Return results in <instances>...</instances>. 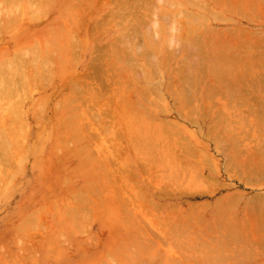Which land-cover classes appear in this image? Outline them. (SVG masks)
I'll list each match as a JSON object with an SVG mask.
<instances>
[{
	"label": "bare ground",
	"instance_id": "obj_1",
	"mask_svg": "<svg viewBox=\"0 0 264 264\" xmlns=\"http://www.w3.org/2000/svg\"><path fill=\"white\" fill-rule=\"evenodd\" d=\"M221 22L224 23L222 27L219 26ZM2 34H10L11 37V41L7 43L0 40V141L3 142V147L6 146L5 143L8 146L11 144L14 146L17 143L20 144L26 136L30 137L34 127L42 131L37 140V152L38 150H43L45 145H48L50 141L54 144L64 143L59 148L60 152H57L51 158L52 160L46 163L48 164L47 168L42 162L35 169L34 179L36 178V181L41 186H38L35 182L30 183L32 186L35 185L34 189L38 188V191L40 190L39 192L37 191V200L39 202H36L35 199L34 203H44L50 200L59 201L58 218L63 221L66 220L69 228H65L73 232L72 234L68 232L65 236L63 234L65 230L61 229L62 223L59 221V224L53 227V233L49 234V242L62 243L65 239H67L65 241L70 240L72 237V239H75L74 233L84 231L86 228V218L94 210L92 208L93 206H89L95 204V202L97 203V201L100 203L101 198L98 196V193L99 195L103 193L104 197L109 199L111 195L114 196L113 204L115 206L111 207L108 205L111 210H109L106 219L110 223V226L116 229V225L123 220L125 224L132 225L131 228L134 231L133 238H137L143 243L151 244L137 245L135 249L127 246V244H121L122 246L118 244L119 248H117V245H103L101 251H97L92 255H84V261L87 260L90 264H102L103 259H106V262H110L111 264H143L144 253L149 252V249L157 250L160 248L161 239L171 241L173 236L170 233L173 230L174 232H181L180 234L177 233V235L173 234L176 235V238H174L176 239V243L179 241L177 238L182 240L183 238L181 237L183 236L184 238L186 237V240L184 239L186 243L188 240L192 243L191 246L190 243L186 244L182 240L184 246L189 244L188 246L192 247L187 248L188 246H185V248L179 242L181 244L179 248H181L182 253H185L187 249H191L188 251L192 252L193 246L196 245L193 242H196L195 240L197 239L200 241L196 242L198 243L196 245L198 247L195 246L194 249H197H193V252L208 248L210 251H217L216 249L218 248H216V245L217 247H221L222 245H231L232 243L230 242L235 243L237 241V244L231 245V248L233 246V250L231 248L228 249L230 245L224 248L225 252L228 251L226 252L227 254L230 251L228 255L232 256L234 261L235 255L239 252L241 253V250H237V247L242 248V253L247 247L252 248V251L254 248L255 254H259V252H256V248L259 249L262 247L264 249V195H254L255 197L251 200H255L257 203L252 201L254 202L253 205L251 204L253 209L248 203L243 205V210L241 211L243 217H241L240 223L242 222L244 226L242 229H245V232H241L242 229L239 230V227L236 230L237 224L235 223V225L232 222L233 224H229H232L231 226L234 225L235 228H227L228 230L226 229L224 231H227V233L222 236L224 233H219V230H216L217 228H215L216 226L214 224L222 222L220 221L222 219L225 223L230 222V220L225 218L231 211L232 202L235 204L241 203V195L235 196L229 194V196L226 195L227 197H222L226 206L230 207V211L227 209L228 207H225L226 211L228 210L229 212H221L217 218H221V214H225L226 216H223L222 219L216 218V220L213 217V221H217H214L215 223L211 217H209L211 219L209 224L207 223L209 218H206L207 220L205 219V222L203 221L204 219L202 220L203 216L206 217V214L203 212L207 213L208 210L204 209L206 208L205 204H202L204 206V211L202 212V208L199 210L200 207H203L202 205L200 206L198 204V207V205L191 204V202H188V205L183 208L184 211L177 214L179 217L181 216L179 219L178 216L173 215L172 211H169L171 202L168 197L173 198L175 196V200L180 199V195L182 194L181 189L185 190L184 187L180 188L178 184L176 186V182L174 181V184L168 187L172 180L168 181L170 182L168 184H166L167 182L164 185L163 183H161L162 185L158 184L157 182L164 181V179L158 177V179H161L160 181L156 179L155 184L137 189L139 191L138 193L132 189L133 193L128 194V191L123 190L121 187L123 183L128 185L129 178L123 172L120 176L116 174L112 162L113 158L110 157L108 151H105L108 148L107 139L103 137V142L100 145H96V147H99L94 151L95 145L93 140L94 138L98 139L99 134L95 131L96 129H93L94 132H92L93 130L91 131L93 135L88 132V130L90 131L94 128L91 117L99 118L109 109L108 112L112 116L114 115L116 127L119 125L121 127L127 126L129 124L130 131H123L125 139L128 141H136L138 143L137 145H141V148L145 152L149 148L148 152L150 151V154H153L151 151L155 152L157 149L159 152L164 147V151L160 150L161 152L163 151L162 154L166 155L167 158L169 156V161L173 159L176 163H180L176 164L172 161V165L175 164V166L184 167L183 164L188 161V164L186 163L185 165L189 166L191 165L189 163L190 160H185L187 157H192L190 154L194 156L193 152L197 149L195 147V150H192L194 149L193 144L192 148L190 143H179L171 128L173 122L170 121V118L176 116V107H179V105L186 107L190 105L197 106L201 102H198L199 100L204 102L210 100L211 102L212 99L210 97H215L216 95L215 99L212 97L213 100L210 103L212 104L211 106H214L213 101H216V98L218 99L224 93L223 95L228 98V104L231 105L239 102L241 104L240 106L243 107L244 100V105L246 106L251 101L250 104L252 103L251 107H253V110H251L252 108H250L249 104L247 107L250 108V110H247L248 113L246 110L242 111L244 113L246 112L247 115L254 111L258 112L257 117L254 116L256 113H252L253 115L250 116L251 118L254 116L258 122V126L255 123L253 125L257 126L256 128L259 131L263 130L261 132L264 133V125H260V122L264 123V111L261 112V109L264 108V102L261 100L263 97L254 96L253 92L247 91L251 89L260 91L261 89L264 92V0H0V39ZM79 54H84L85 61L82 64V72L77 73L76 63ZM70 69H73V72H67ZM58 77L61 80L55 82V79ZM36 88L45 89V91L51 93L49 97L42 99L43 101L40 104L32 107V110L30 109V115L35 118H33V123L30 124L25 120L28 114L25 104L32 98ZM262 91L261 93H263ZM241 92H243L242 95ZM226 93L227 95L232 94V97L235 95L233 100L236 101H231L230 99L232 97L227 96ZM239 94L241 97H239ZM244 94L248 95L247 98ZM223 95L222 99L225 98ZM57 96H60V99L53 104L54 107H49L51 108L52 114L48 117L49 119L44 121V115L49 109L45 105L47 103L50 105ZM236 97H239L238 100ZM249 97H252L251 100ZM240 98L244 99L242 100ZM168 99L171 103L167 101ZM253 99L256 100L252 101ZM224 100L226 101V99ZM248 100L250 101L248 102ZM255 101L257 102L255 105L259 106V109L255 106L258 111L253 106ZM162 102H165V104H162ZM204 102L203 104H205ZM218 103L220 104V102ZM224 105L223 103L222 106ZM262 105L263 108L261 107ZM104 107L108 109L106 110ZM92 108H97L95 115L91 114ZM177 111L183 112L182 109ZM243 112H241V115L244 114ZM186 113L187 115L189 114L185 111ZM241 115L239 113V117H242ZM247 115L245 114L243 116V120L246 117V120L248 119L249 121L250 116L247 118ZM205 117L207 116L205 115ZM38 118L41 119L39 120ZM202 120L204 121L205 118L203 119L198 116L193 119V123L200 126V124H203ZM42 121L44 122L41 124ZM216 121L221 122L222 120L218 118ZM248 121L247 123L249 124L252 119ZM243 122L241 123L242 127L244 126L246 128L248 124ZM251 123L249 128L256 129L254 126H251ZM210 127L208 128V133ZM213 127H211V130L215 131L213 129L216 126L213 125ZM223 127L225 130L228 128L227 131L230 130L228 126ZM223 127L221 128L222 130ZM129 128L125 127V129ZM219 129L220 127L216 130ZM257 129L254 133L258 132ZM241 130L242 128L238 131H236V128H233V133L231 132V128L227 137L232 133V136L230 135L229 137L233 139L232 141L234 143L236 139L235 134L238 137L237 133ZM243 130L244 132L246 131L245 129ZM243 130L241 131L242 133ZM212 131L210 132L212 133ZM221 131L219 133L217 131L216 135H214L215 140L221 139H218V134L220 137L224 134L223 131L221 135ZM202 132L204 133V131ZM249 132L251 131L248 129L247 134ZM261 132H258V136V133H255V136L259 137ZM94 133H96V136ZM111 133L114 141H116V133L114 131H111ZM211 133H209L210 139L211 135L214 134ZM263 133L262 135H264ZM203 136L208 137V135ZM244 136L242 137L244 138ZM247 137L250 140V136L247 135L246 139ZM261 137L264 139V136ZM224 138L227 143L230 142L228 141L229 138ZM224 138L222 139L225 140ZM239 139L236 142H239L240 146L243 147ZM262 139L259 140L261 141ZM249 140L247 142L248 144ZM243 142L245 143L246 141ZM263 142L259 144L264 145ZM216 143H218L216 146L218 145L220 150L222 146L220 141ZM158 144H160V147ZM235 144H233V148ZM239 144L236 145V150H231L232 147H229L231 148L230 150L228 149L229 153L232 155L233 151H240L235 152V155L230 156L231 158L226 161L228 162V165L226 164L227 168L232 167L233 169L234 167L235 169L237 165V169L241 168L239 170H246V173L241 171L242 174H240L239 179L243 177L242 179L247 184L249 181V184L253 183L252 181L258 183L260 180L264 183V161H262L264 159H260V157H264L262 156L264 146H259L261 147V152L257 148L258 151L255 150L257 151L256 154H261V156H256L253 153L248 158V155H244L243 149H238ZM251 149L247 148L246 150L244 148L245 151ZM224 151L228 154L227 149H224ZM241 151L244 157H242ZM7 153L8 150L6 149L4 154ZM236 154L241 156H236ZM51 156L52 153H50L49 157ZM148 157L150 163H147L148 165L146 164V170H151L148 172L150 173L149 175L153 174L152 176L156 177L155 175H158V171L152 165H157V162H153L157 158L153 155L152 159L149 153ZM194 162L197 163L198 161ZM199 162L197 163L198 166L203 164ZM238 165L240 166L238 167ZM175 166L172 167V177L174 175V178V169L177 168ZM202 166V170L197 168V166L196 170L198 169V171L203 172ZM183 167H181L182 173ZM191 167L193 168L192 165ZM232 169L229 170L232 171ZM136 171L140 172V169L136 168ZM152 171H155L156 174ZM53 173H56V178L53 176ZM108 176L112 178L110 181L111 184L106 180ZM211 180H207L209 188L214 184ZM115 184L120 185L115 188ZM63 185H68L71 188V194L73 196V198L65 200L67 203L63 201L64 198L61 195L65 189ZM110 186H112V189H110ZM163 186L165 187L163 188ZM174 186L176 189L173 190L171 187ZM167 187L169 189L171 188V190H167ZM177 187L180 190H177ZM155 189H159L162 193L156 195ZM59 190H62V192ZM171 192L173 193L171 194ZM182 192L189 193L183 190ZM33 194L36 196L35 191ZM222 199L219 198L220 201L217 200L218 202L216 201L217 204H215L221 206ZM236 200L239 202H235ZM225 201L231 203L230 206ZM123 206L125 207V215ZM249 207L254 212H249L251 210ZM145 208L148 209V213L144 212ZM166 208H169V210ZM118 209L123 212V215ZM159 209H163L161 211L162 216L157 214L158 212L160 213L158 211ZM199 211L201 216L198 214V220H196L197 217L195 218V216H197V212L199 213ZM192 213L196 214L193 215ZM238 213L240 214V210L236 215ZM211 214L213 215V212ZM214 214H216L214 216H217L216 212ZM171 216L176 218L172 220L173 218H170ZM36 218V214L30 213L27 221H35ZM169 220L172 224H175L176 221L175 226L170 225L174 228H170L172 232L162 231L156 227V225H159L161 228L160 225L162 224H171ZM195 221H197L198 226ZM144 222L152 229H158V233L160 234L155 236L154 234H157V232L145 227L146 224ZM203 222L204 226L202 225L200 228ZM212 222L214 223L213 225ZM192 223L196 224V228L198 227V229L193 228L195 226ZM105 224L107 223L105 222ZM250 224H253L252 228ZM180 225L183 228H180ZM249 225L250 228L247 227ZM207 226H211L213 233H210V229ZM190 227L191 230H189ZM205 227L208 229L209 234ZM125 228H128V226H125ZM225 228L221 229L220 227V231ZM192 229L196 230L194 234H198L196 237L199 238L195 239V237L193 240L192 237L194 235H192V231L194 230ZM19 230H17V235H19ZM186 230H189L190 232H187L190 234L185 232ZM197 230H199V233H197ZM150 231H153L154 234ZM202 231L203 233L205 232L202 234L203 236L217 233V235H221L222 237L213 235L212 238L210 236L212 239H215V242L217 241L215 244L210 238H206L208 236H204L203 238L206 239H203L201 235ZM215 231L217 232L215 233ZM233 231L235 233L237 231L239 235L233 233ZM183 232L187 235H183ZM227 234L229 237L226 236ZM188 235L192 237L188 239ZM169 236L172 237L170 238ZM238 241L241 243L245 242L242 245L243 247L245 245L246 248L244 247V249ZM201 242L203 244L205 242L206 245H203ZM179 243H177V247ZM212 243L216 248H213L214 250L210 248L213 247L211 246ZM81 244L80 248L83 249L85 244ZM199 244L203 248H199ZM205 246L207 247L204 248ZM234 246L237 247L234 248ZM19 247L21 249L22 244ZM182 247L183 249L185 248V251ZM223 247L221 248L223 249ZM249 248L245 252L246 255L251 251V249L249 251ZM234 249L239 252L236 251L237 253L235 252V254ZM56 251L58 258L62 259V247H57ZM174 252L176 254L177 251L171 247L169 251L170 256H168L170 261L166 260V263L182 264L181 259L176 257L179 255L173 254ZM189 252H187L188 258H192L191 255H198V253L192 254L193 252L189 255ZM255 254L253 256L256 257L254 258L255 260L253 257L251 258V254L250 256L248 255L251 258V262L259 261L258 255ZM187 256L183 258L187 259ZM193 257H195L194 261H196V256ZM240 257L238 259L236 258L237 263L244 261H239L242 259ZM191 258L190 260L192 261L193 258ZM250 258L248 261H250ZM262 258L260 259L261 261ZM186 259L183 263L189 264ZM106 262H103V264H107ZM236 262L233 263L237 264ZM259 263L262 264V262Z\"/></svg>",
	"mask_w": 264,
	"mask_h": 264
},
{
	"label": "rangeland",
	"instance_id": "obj_2",
	"mask_svg": "<svg viewBox=\"0 0 264 264\" xmlns=\"http://www.w3.org/2000/svg\"><path fill=\"white\" fill-rule=\"evenodd\" d=\"M223 24L224 23L221 22L219 26L222 27ZM113 32H115V31H113ZM10 39H11L10 34L9 35L8 34H2L0 40H2L4 43H7V42L11 41ZM29 41H30V39H29ZM5 45H7V44H5ZM23 46H25V45L23 44ZM9 50H13V49H9ZM84 61H85L84 54H82V55L79 54L78 60L76 63V65H77L76 70L78 71L77 73L82 72V64L84 63ZM67 72L71 73V72H73V69L72 70L70 69ZM59 80H61L60 77L56 78L55 82H58ZM247 91L251 92V93L253 92L254 96H256V95L258 97L262 96L263 98H261V100H262V102H264V92L261 89H260V91L257 90L258 92H260L259 93L260 95L258 94V92L256 90L254 91V89H251L250 91L247 90ZM247 91H246V93L248 94ZM261 91L263 93H261ZM243 92H245V91H243ZM243 92H241V95ZM50 93L51 92L45 91V89L43 90L41 88H36L34 90V94H33L32 98L30 100H28L27 104H25L26 110L28 112L26 119H25L26 122H28L30 124L33 123V120L35 118L32 115H30V109L32 110V107L40 104L43 101L42 99H44L45 97H49ZM233 94H235V93H233ZM222 95H221V97H218V99L216 98V101H213L214 106H211L212 104H210V103L212 102L213 98L215 99L216 95H215V97H213V96L210 97L212 99L211 102H210V100H207V101H209V102L206 101L207 103L202 101V100H199L198 102H200V101L201 102L198 103L199 105H197V106L190 105V106L186 107V106L179 105V107H176V113H175L176 116L175 117L172 116L170 118V121L173 122V124H171V128L173 129V132L176 135L175 136L173 134V136L177 137L176 139L179 141V143H182V142H183V144H184V142H185V144L190 143L191 144L190 146H192V144H193L194 149H192V150H195V147L197 150H195L196 152L192 151L194 153V156L192 154H190L192 156V157H190L191 159L189 157H187V159L185 160V161L190 160L189 163L193 166V168L191 167V165H189V166L185 165L188 161L186 163L184 162L185 164L182 163L184 165V167L183 166L178 167V165H176L177 168L174 169L175 178H174V175L172 177V172H173L172 167L175 166V164L172 165L173 159H170L172 161H169L168 160L169 156L167 158L166 155L162 154L164 151L163 150L164 147L162 149H160V150H163L162 152L160 150L158 152V150L156 149L157 152H156V150H155V152L151 151V153H153V154H150V151L148 152L149 148H147L146 149L147 152H145L141 148V145H137L138 143L136 141H134V140L128 141L127 139H125V137L123 135V131H126V130L130 131V128L128 126L129 124L127 126L121 127L119 125L116 127L114 115L112 116V114L108 112L109 109L107 107H104L106 110L107 109L108 110L105 113H103L101 117H99V118L98 117H91L92 123L94 124V126H93L94 128H92L90 131L88 130V132H90L92 134V132H94L93 129H96L95 131H97V133L99 134L98 139L94 138V140H93V143L95 145L94 151H96L99 147V146L96 147V145H100L103 142L102 141L103 137L107 139L108 148H106L105 151H108L110 153V157L113 158L112 162H113V167H114L116 174L118 176H120L123 172V173L127 174L128 178H129L128 185L123 183L122 187H121L123 190L128 191V194L133 193L134 190H136V193H138L139 191L137 189H141L143 186L148 187L149 185L155 184L156 179H158V177H161L162 179H164V181L166 180L165 182L164 181L161 182L160 181L161 178H159L158 181H160V183L157 182L158 184L163 183V185H164L166 182H167L166 184H168V183H170L168 181L172 180V182L169 184L168 187H170V185L174 184L173 181L176 182L175 185L176 184L179 185V186L178 185H176V186H178L180 188L184 187L185 190L181 189L182 194L181 195L179 194L181 197L180 199L175 200V198H174L175 196L173 198L168 197V199L171 202L170 207H169L170 210H169V208H166V209H168L170 212L172 211L174 216H178L177 214L184 211L183 208H185L188 205V202H191V204L192 203L194 205L199 204L200 206L202 204L203 205L205 204L206 208H204L203 205H202L203 207H200V209L197 208L199 210H201V208H202V210H201L202 212L204 211V209H206V210L208 209L207 213L203 212L204 214H206V217L203 216L202 220L204 219L203 221L205 222L207 220L206 218L211 217V219L213 221V219H214L213 217H215V219H216L218 217V215H220L221 212L224 213V212L230 211V207L226 206V204L223 202V199H222L223 196H226V195L229 196V194H233L235 196L241 195V197H243V198H241L239 196L241 203L235 204L234 202H232L231 211L229 212V214L226 213V214H228V216H226L225 214L224 215L221 214L222 217L217 218V219H222L223 216H226L225 219L230 220V222L225 223V222H223V219L220 220L222 222H217L216 221L217 219L214 220L215 222H217V223H215L213 221L215 224L212 222V225L214 224V226H216L215 227V228H217L216 230H219V233L223 232L224 234L222 236H224L225 233H227V231L224 232L227 228L228 229L232 228V227L235 228L234 225L231 226L233 223L237 224V225L235 224L236 230H237V227H239V230L244 228V226L242 225V222L240 223L241 217H243L242 212H241L243 210V208H242L243 205H245V203L246 204L248 203V205L251 206L253 209L252 205L254 204V202L255 203H257V202L255 200H251V199H253L256 196V194H260L262 196L264 195V183L262 182V180L258 181V183H255V181H252L253 183H251V184H249L250 183V181H249L248 182L249 185H248L247 182L244 181V179H242L243 177L240 178L241 181L239 179V177L241 176L240 174H242L241 171L243 172L244 169L239 170L241 168L237 169V165H236V167H235L236 170L233 167V169L235 170L234 171L232 169V167L231 168L228 167L229 169H232V171L236 172V173H234L227 168L226 164L228 162H226V161H228L233 155H235V152L240 151V150L233 151V155H232L229 153V150L231 149L229 147H232L231 150H233V149L236 150L237 149L236 145L239 144V142H236V141L239 138L244 139V140L239 139V141L241 140V145H243V147H244L245 145L248 144L247 142L249 139H248V137L246 139V136L249 135L250 136L249 138L252 141L250 142V140H249L250 145L248 144L247 145L248 147L245 146L244 148L246 150H247V148H250V149L252 148V149L248 150L249 152L245 151L244 148L242 146H240V144H239L238 149L239 148L243 149L242 151L244 152V155L245 156L248 155L247 156L248 158H249L250 154L253 155V153L256 156H258L259 154H256V152L258 150L261 152L260 149L262 146H264V145H260L264 140V139H262L261 136H264V135H262L263 132H261L263 130L259 131L256 128L258 126V124H257L258 122L254 116H256L258 112H256V111L252 112L254 114L256 113L254 116H252L253 118H251V116H250V115H253L251 112H249L251 114L247 115L248 109L250 110V108H252L251 110H253V107H251L252 103L250 104V102H251L250 100L252 97H249L250 100H248V102L250 101L249 102L250 105L247 104L248 103L247 102L246 103L247 106H246V105H244L245 100H244V102L241 101V102H243V107H242V106H240L241 104L239 102H237L239 104H237L236 102L235 103L232 102L234 105L228 104V102H229V101H227L228 98L223 95L225 98L222 99ZM226 95H227V93H226ZM241 95L239 97H241ZM248 95L251 96V94H248ZM248 95H245V97L247 98ZM217 96H220V95H217ZM227 96L232 97V94H230V95L228 94ZM234 96L235 95H233V97ZM233 97L230 100L236 101V100H233L234 99ZM210 98H208V99H210ZM238 98H237V100H238ZM253 98H256V97H253ZM58 99H60V96L59 97L57 96V98H55L53 100V102L50 103V105L47 103L45 105L46 108H49L50 106H51V108L54 107L53 104ZM224 99H226L227 103ZM240 99H242V98H240ZM256 99H253L252 101H254ZM167 101L169 103H171V101H169V99ZM231 101H230V103H231ZM203 102L205 104H203ZM218 102H220V104ZM222 102L225 104L224 106H222L223 105ZM256 103L257 102L255 101L254 105H253L254 109H256L255 106H257V108L259 109V106L255 105ZM162 104H165V102H162ZM248 105L250 106V108H247ZM208 106H211V107H208ZM240 107H241V109H240ZM261 107L263 108V105ZM51 108H49L47 113L44 115V117H45L44 121L46 119H49L48 117L52 114ZM180 109H182V111L184 112V113L182 112L183 114L181 112L177 111ZM263 109H261V112L264 111ZM242 110H244V111L246 110L247 113L246 112L244 113ZM185 111H187L189 114L188 115H187V113L185 114ZM241 112H243L244 114L241 115L242 114ZM96 113H97V108H92L91 114L95 115ZM239 113L242 117H239ZM245 114L247 115V118H248V116H250L249 121L252 119V121H250V123L252 122L251 126H254L253 123L257 124V126H254V128H256L258 130V132H261L259 137H257L259 135L258 132H255L256 134L258 133L257 136H255L256 134L254 133V131L256 129H252V127L249 128L250 123L249 124L247 123L248 119L246 120V117H244V119L246 121L243 120V116H245ZM186 115H187V117H185ZM205 115L207 117L209 116V118L207 119V117H205ZM198 116L203 118V119L205 118V120H206V121L204 120L205 122L202 120L203 124H200V126L197 125L196 123H193V119H195ZM258 116L260 117V115H258ZM218 118L221 119L222 121L221 122L216 121ZM241 118L244 122H246L248 124V126H246V128L244 126H243L244 128L242 127L241 123L243 121L241 120ZM254 118H255L256 122H255V120H253ZM38 119L40 120L41 118H38ZM44 121H42L41 124ZM261 123L262 122H260V125H264V123H262V124ZM213 125L216 126V128L213 129L216 132L211 130L212 128H214ZM130 126H132V125H130ZM208 126L212 127V128L210 127L209 130L212 131V133H214L213 135H211V139L209 136L210 135L209 133H211V132L209 131V133H208V128H209ZM217 126L220 127L219 130H216L218 128ZM223 126H228L230 129L229 131H231V128H232L231 132H233V128H236V131H238L242 128V130L245 129L247 132L249 129V131H251V132H249V134H247V132L246 131L244 132V130H243V133L241 132L242 130L239 131L241 134L238 132L237 133L238 137H236L237 135L235 134V138L236 139L238 138L237 140L235 139V142H236V144H235V142L233 143V141H232L233 139H230V137H229L232 133L230 132L231 134L227 137V135L229 133V131H227L228 128L226 127L227 129L225 130V128ZM125 127L129 128V129H125ZM200 127L201 128L203 127V128L201 129ZM222 127H223V130L221 129ZM250 129H252V130H250ZM261 129H263V128H261ZM111 131H114L116 133V141H114V137L112 136ZM202 131H204V133ZM217 131H218V133H219V131H221L220 132L221 135L224 133L221 137L218 134L219 138H218V136H217V138L218 139L221 138L220 140H217V139L215 140V138H214V135H216ZM40 133H42V131L40 129L38 130L36 127H34L31 131L30 137L26 136L24 138V141H21L20 144L17 143L16 146H14L12 144L10 146H8V144L5 143L6 146L3 147V142L0 141V150H1V153H0V264H5V263L6 264H15V263L16 264H90L89 262H87V260L84 261V255H92L97 251L98 252L101 251L103 245H109V244L115 245V246L117 245V248H119L118 247L119 245H121V244L126 245L127 244V246H130L132 249H135V247L137 245L151 244V243H143V242L139 241V239L133 238L134 231H132V228H131L132 225L130 226V225L125 224L123 222V220L116 225L117 230L115 228H112V226H110V223H108L106 219H107V214H108L109 210H111L108 205H110L111 207L115 206L113 204L114 196L111 195V197L109 199V198L104 197L103 193H101V195H99V193H98V196L101 198L100 203H99V201H97V203L95 202V204H91L89 206V207L93 206L92 208L94 210L90 214V216L87 217V218H89V220H87V218H86V228L84 229V231L74 233L75 239H72L73 237L70 238V240H68V241H65V240H67V239H65L64 241H62V243L49 242V239H50L49 234L53 233V227L58 225L59 221L62 223L61 229L65 230L63 232V234L65 236L68 234V232H70L71 234L73 232H71L70 230L65 228V227H68L66 220L63 221L60 218H58L57 212L60 208V207H58V206H60L59 201L50 200V201L44 202V203H34L35 199H36V202H39L37 200V197H38L37 194L40 190L38 191V188L34 189L35 185L32 186V185H30V183L35 182L38 184V186H41L36 181V178L34 179L35 169L37 167H39L42 164V162L45 164V167L47 168L48 164H46V163L48 161H51L52 160L51 158L57 152H60L59 148L64 145L63 142L54 144L50 141L48 143V145H45V148L43 150H41V151L38 150V152H37V149H36L37 140H38ZM202 133H203V135H206V136L208 135V137L203 136ZM245 133H246V135H245ZM94 135L96 136V133H94ZM239 135H242V136L245 135V136L243 138L242 136H239ZM253 136H255V137H253ZM224 137L229 138L228 141H230V142L227 143V141ZM222 138H224L225 140H223ZM254 139H255V141H254ZM259 139H262V140L260 141ZM219 141L222 145V146L220 145L221 146L220 150H219L220 147H218V145L216 146V144H218L216 142H219ZM223 141L225 142L224 144H223ZM243 141H246V142L244 143ZM256 141L257 142L259 141V142L257 143ZM231 144H232V146H231ZM233 144H235L234 148H233ZM158 146L160 147V144H158ZM158 146H157V148H158ZM193 146H192V148H193ZM227 146H228V148H226ZM259 146H261V147H259ZM6 149L8 150V153L4 154ZM224 149H227L228 154L225 151L223 152ZM255 150H257V151H255ZM262 151H263L262 156H264V150H262ZM243 152L241 153L242 157H244ZM246 152H247V154H245ZM50 153H52L51 157H49ZM148 153H149L151 158L153 157V155L156 156V158H157L156 159L157 161L156 160L153 161V162H157L156 163L157 165L156 166H154L155 164L152 165L154 167V169L156 168V171H158V175H155L156 177L152 176L153 174L149 175L150 173H148V172H150L151 170H149V171L146 170L147 169L146 164L150 163ZM237 154H239V153H237ZM237 154H236V156H241V155H237ZM259 156H261V154ZM251 157H255V156H251ZM200 159H201L200 162H202L203 164H201V165L199 164L200 166H198L197 163L199 162ZM260 159H264V157L263 158L260 157ZM194 161H198V162L196 163ZM262 161H264V160H262ZM174 162L175 161H173V163ZM176 164H180V163L177 162ZM202 165H204L205 168ZM157 166L159 167V169H157L158 168ZM196 166L199 169H201V166H202L203 172L198 171V169L196 170ZM239 166L240 165H238V167ZM181 167H183V173L181 171ZM136 168H139L140 172L136 171ZM152 172L155 173V171H152ZM244 172L246 173L247 171L245 170ZM55 174L56 173H53L54 177L56 176ZM236 174H238V175H236ZM208 179H210V180L212 179L211 180L212 183L215 184V185L213 184L214 187L211 184L213 187V189H212L213 191L211 190L212 187L211 188L208 187V181H207ZM106 180H108L110 182L112 180V178H110V176H108V179H106ZM117 181L120 182L119 180H117ZM110 184H111V182H110ZM231 184H233V185H231ZM119 185L120 184H115L114 187L116 188ZM165 186H163V188ZM64 187H65V189L63 190V192H62V190L61 191L59 190L60 192H62L61 195H63V198H64L63 201L69 200L70 198H73V196L71 194V188H69L68 185H66ZM111 187L112 186H110V189H112ZM174 187H171V188L174 190V189H176V187L175 188ZM178 187H177V190H180V188L178 189ZM171 188L170 189L168 188L167 190L170 191ZM132 189H133V191H132ZM182 190L187 191L190 194L182 192ZM34 191L36 192V196H34L35 194H33ZM154 191L156 192L155 193L156 195H159L162 193L159 189H155ZM202 192H204L203 194H206V195H203ZM210 192H212V193H210ZM172 193L173 192H171V194ZM179 195H177V197H179ZM170 196H172V195H170ZM249 196H251V197H249ZM34 197H36V198H34ZM156 197L158 198V196H156ZM219 198L222 199V203H220L221 206L219 204H218L219 206L216 205L218 202L217 200H219ZM115 199H116V197H115ZM241 199H243V200L241 201ZM160 200H163V199H160ZM252 201H254V202H252ZM225 202L228 203L227 201H225ZM235 202H237V200ZM65 203H67V202L65 201ZM118 203H120V202H118ZM122 203H123V201H122ZM195 203H197V204H195ZM228 204L230 206L231 203H228ZM199 205H198V207H199ZM225 207H228L227 209H229V211L228 210L226 211ZM251 207H249V208L251 209ZM123 209H124V215H125V207L124 206H123ZM222 209H223V211H222ZM252 209L249 212H251ZM162 210L163 209H161V210L159 209L158 211H160V213L158 212L157 214H160V216H162L161 215ZM214 210L217 213V216H214V215H216V214H214L215 213ZM239 210H240V214L238 213L237 214L238 216H237L236 213L239 212ZM119 211L123 215V212L121 210H119ZM193 211L195 212V210H193ZM144 212L148 213V209L145 208ZM211 212H213V215L211 214ZM252 212H254V211H252ZM30 213L36 214L37 218L35 221H31V222L27 221V218H28ZM192 214L195 215L196 213L195 214L192 213ZM198 214H199V216H201L200 211H199V213L197 212V216H195V218L197 217L196 220H198ZM193 215H192V217H193ZM208 215H210V216H208ZM174 216L173 217L171 216L170 218H173L172 220H174L176 218ZM178 217H177V219H178ZM180 217H179V219H180ZM199 218H201V217H199ZM211 219L209 218V220L207 221L208 224L211 221ZM199 221H201V220L199 219ZM105 222L107 224H105ZM169 222H170V220H169ZM195 222L197 224V221H195ZM204 222L202 224L200 223L201 225L199 224L200 228L202 227ZM229 223H232V224L230 225ZM175 224H176V221H175ZM175 224L166 223V224L160 225L161 228L159 227V225H156V227L159 230L161 229L162 231H168L169 232L172 230V229L170 230V228H173L170 225L175 226ZM196 224H193V226H195V227H193V226L192 227L195 229H198V227L196 228ZM208 224H206V225H208ZM250 225L252 228L253 224H250ZM250 225L247 227L250 228ZM125 226L126 227L128 226V228H125ZM197 226H198V224H197ZM214 226H213V228H214ZM225 226H226V228H225ZM145 227L153 230L154 232L156 231L157 234H154L153 231H150L155 236L160 234V233H158V229L154 230L148 224H146ZM179 227L183 228V226L181 227V225ZM220 227H221V229L222 228H225V229L220 231ZM207 228L210 229L209 230L210 233H213L212 232L213 229H211V226H209V227L207 226ZM249 228H247V229H249ZM18 229H20L19 235H17ZM113 229H114V232L115 231H117V232L114 233ZM208 229L206 230L207 232H208ZM176 230L179 231L177 228H176ZM189 230H191V227L189 228ZM189 230H186L185 232H187V231L190 232ZM192 230H194V229H192ZM199 230H203V229H199ZM199 230H197L198 231L197 233H199ZM195 231L196 230L192 231L193 232L192 235H194V237L190 236L193 238V240L198 235V234H196V235L194 234ZM173 232H174V230H173ZM173 232L170 233L173 236L171 241L170 240L164 241L161 239L160 240V242H161L160 248H158L157 250H150L149 249V252L144 253L143 264H167L166 260L167 261L169 260L168 256H170L169 251H170L171 247L175 248V251L178 252V253L176 252V254L174 252L173 254L179 255L176 257L178 259H181L180 261L182 262V264H185L183 262H185L186 258H183V257L187 256L188 255L187 252H189L191 249L190 250L187 249L185 253L183 252L184 253L183 254L181 251V248H179V247L181 246V244L183 245V247L189 245L188 244V245L184 246V243H186V241H185L186 237L185 238H184V236L181 237V238H183L182 239L183 242L185 241L184 243H182V240H180V238H177V239H179V241H177V243H179V242L181 243V244L179 243V246L177 247L176 239H174V238H176L177 233L180 234L181 232H174V233ZM216 232L217 231H215V233ZM241 232H245V229L244 230L242 229ZM204 233L202 231L201 235ZM233 233H235V232L233 231ZM236 233H237V235H239V233L237 231H236ZM153 234H152V236H153ZM173 234H176V235H173ZM185 234L183 232V235H185ZM188 234H190V233H188ZM208 234H209V232H208ZM208 234L204 235V236L206 237V236H208ZM228 234L226 236H228ZM213 235L214 236L216 235V237L221 236V235H217V233L213 234ZM213 235L210 234L206 238H210L211 241L216 244L217 241L215 242L214 241L215 239H212ZM204 236L202 235V238ZM233 236H235V235H233ZM178 237H180V236H178ZM190 237H189V235L187 236L188 239ZM216 237H214V238H216ZM170 238H168V239H170ZM197 238H199V237H196L195 239H197ZM206 238H203V239H206ZM231 238H232V236H231ZM203 239H201V240H203ZM210 239H207V240H210ZM207 240H205V241H207ZM195 241L197 242L198 239ZM196 242H193V243L198 245V243H196ZM209 242H208V244H209ZM239 242L240 241H238V243ZM80 243H82L81 245H83V243L85 244L83 249L80 248ZM88 243H89V245H88ZM154 243H156V242H154ZM187 243H190L192 246V243L189 240L187 241ZM213 243L211 246H213ZM230 243L235 245V243L237 244V241L235 243H233V242H230ZM242 243L244 244L245 242H242ZM242 243H241V246L243 247ZM21 244H22V247L20 249L19 246ZM203 245H206L205 242ZM219 245H221V244L219 243ZM227 245H230V244H227ZM227 245L226 246L222 245V246H224L223 249L221 248L222 246L217 247V245H216V248H218V249H216L214 246L210 247L211 249L214 248L217 251H210V250H208L209 249L208 248V249L197 250V252H193L194 250L197 249V248L194 249L195 246H193L194 247L193 248L194 250L192 249L193 253L189 252V255H190V253H192V254L198 253V255H200V256H198L196 254L191 255L193 258L192 259L190 257L192 259V261L190 260V258H188L189 256H187L186 261H188L189 264H193V263L195 264L197 262L200 264H235L233 262H236L237 261L236 258L238 259L240 257V254H241L242 256L240 258H242V259L239 261H241V262L243 260L244 261L246 260V261L245 262L243 261L242 263H240V262L237 263L238 262L237 261L236 262L237 264H245V263L246 264H255V263L258 264V262H262V264L264 263V261H263L264 260V253H263L264 249H262V247H260L261 249L259 248L260 251L258 248H256L257 249L256 252H259V254H257V253L255 254L254 248H253V251H254V253H253L252 248H249V247L246 248V246L244 245L246 250H248V248H249V251H250V249H251L250 252L247 251L248 253H250L252 255L251 258L254 256V254L258 255L257 257H258L259 261H257V259H256L257 262H251V258L249 257L250 254L247 253V255H246L245 254L246 250H244V252L242 253V248L237 247L238 245L234 246V248L237 247V250L238 249H239V251L241 250V253L236 250L237 252H239V253H237L234 249V253L235 252L237 253V254L235 253L236 255L234 254L236 257L233 256L235 258V261H234L232 256L228 255V254H230V251L227 254L226 252H228V251L225 252V250H224V248L227 247ZM231 245L228 247V249L231 248ZM59 246L62 247V251H63L62 252L63 258L62 259L58 258V256H57L56 248ZM191 246H188L187 248H189ZM47 247H50V248H47ZM183 247H182V249H183ZM196 247H198V246H196ZM200 247L203 248V246H200V244H199V248ZM206 247L207 246H205L204 248H206ZM185 248L183 249L184 251H185ZM231 249L233 250V246ZM225 253L228 256H226ZM231 254H233V253H231ZM245 255L247 256V258ZM107 256H110V255H107ZM193 256H196L197 262L194 261L195 257H193ZM237 256H239V257H237ZM248 257L250 258V261H248L249 260ZM261 257H263L262 261L260 260ZM254 258H256V257H253V259ZM111 259H112V257H111ZM253 259H252V261H253ZM106 261H107L106 259H103V262H106ZM12 262H14V263H12ZM103 262H102V264H103ZM188 262H186V263H188ZM191 262H193V263H191ZM107 264H111V263L109 262ZM259 264H261V263H259Z\"/></svg>",
	"mask_w": 264,
	"mask_h": 264
}]
</instances>
